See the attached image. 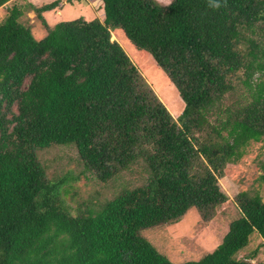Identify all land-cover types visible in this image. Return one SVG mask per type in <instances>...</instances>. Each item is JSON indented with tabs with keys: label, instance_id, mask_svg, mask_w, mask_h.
Returning <instances> with one entry per match:
<instances>
[{
	"label": "trees",
	"instance_id": "1",
	"mask_svg": "<svg viewBox=\"0 0 264 264\" xmlns=\"http://www.w3.org/2000/svg\"><path fill=\"white\" fill-rule=\"evenodd\" d=\"M96 1L103 21L52 27L43 13L60 0L28 3L47 28L41 39L20 6L0 22V264H251L237 254L254 232L264 238L259 192L237 194L240 215L198 260L174 263L142 231L193 207L212 219L228 199L225 167L264 139V0ZM117 28L177 88V118L111 39ZM54 145H73L100 181L139 162L147 179L73 213L72 175L49 178L39 156Z\"/></svg>",
	"mask_w": 264,
	"mask_h": 264
},
{
	"label": "rangeland",
	"instance_id": "2",
	"mask_svg": "<svg viewBox=\"0 0 264 264\" xmlns=\"http://www.w3.org/2000/svg\"><path fill=\"white\" fill-rule=\"evenodd\" d=\"M51 1L54 0H10L0 6V22L8 15L13 5L20 6L23 10L20 21L31 27L36 39H41L46 35L47 28L27 4L41 6ZM159 1L167 4L170 0ZM43 15L50 27L60 21L79 17L87 20L104 19L102 2L96 0H60L58 7L44 12ZM111 35L112 40L121 44L173 117L177 118L185 103L166 72L148 52L137 49L122 29L112 30ZM39 156L46 165L49 178H61L66 173L72 175L69 192L64 198L73 213L78 208L83 210L88 206L99 207L105 200L111 199L122 190L143 184L148 176L146 166L139 162L130 169L121 171L115 179L100 181L94 174L83 172V165L73 145H54L40 151ZM262 162L264 139L251 141L245 147L243 156L234 163H228L224 175L219 178V184L227 193L228 199L215 209L212 219L204 220L197 208L193 207L179 221L143 230L142 235L174 263L198 260L212 252L222 242L231 221L241 213L237 194L247 190L251 193L259 192L264 197V183L260 179ZM237 256H252L251 264H264V238L254 232L248 245L238 252Z\"/></svg>",
	"mask_w": 264,
	"mask_h": 264
},
{
	"label": "clouds",
	"instance_id": "3",
	"mask_svg": "<svg viewBox=\"0 0 264 264\" xmlns=\"http://www.w3.org/2000/svg\"><path fill=\"white\" fill-rule=\"evenodd\" d=\"M210 5L213 8H220L222 5L219 3V0H210Z\"/></svg>",
	"mask_w": 264,
	"mask_h": 264
}]
</instances>
